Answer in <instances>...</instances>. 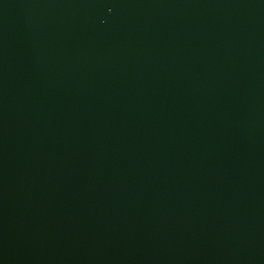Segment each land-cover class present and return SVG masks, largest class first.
<instances>
[{
  "label": "water",
  "instance_id": "obj_1",
  "mask_svg": "<svg viewBox=\"0 0 264 264\" xmlns=\"http://www.w3.org/2000/svg\"><path fill=\"white\" fill-rule=\"evenodd\" d=\"M0 264H264V0H0Z\"/></svg>",
  "mask_w": 264,
  "mask_h": 264
}]
</instances>
